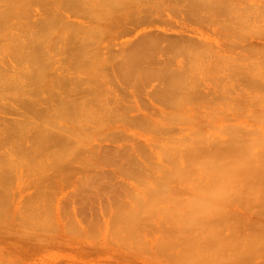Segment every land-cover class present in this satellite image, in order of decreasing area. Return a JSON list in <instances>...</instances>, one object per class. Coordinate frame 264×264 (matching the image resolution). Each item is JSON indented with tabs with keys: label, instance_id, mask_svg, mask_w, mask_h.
Returning a JSON list of instances; mask_svg holds the SVG:
<instances>
[{
	"label": "rangeland",
	"instance_id": "obj_1",
	"mask_svg": "<svg viewBox=\"0 0 264 264\" xmlns=\"http://www.w3.org/2000/svg\"><path fill=\"white\" fill-rule=\"evenodd\" d=\"M238 8L0 0V264H264V38L239 44Z\"/></svg>",
	"mask_w": 264,
	"mask_h": 264
},
{
	"label": "bare ground",
	"instance_id": "obj_2",
	"mask_svg": "<svg viewBox=\"0 0 264 264\" xmlns=\"http://www.w3.org/2000/svg\"><path fill=\"white\" fill-rule=\"evenodd\" d=\"M3 1V0H2ZM62 1V0H61ZM66 1H70V0H66ZM73 1V0H72ZM65 2V1H64ZM203 2H205V1H203ZM203 2H200V3H203ZM207 2V1H206ZM208 2H209V0H208ZM1 3H3V2H1ZM193 4V3H192ZM195 4H197V3H195ZM194 4V5H195ZM207 5V4H206ZM206 5H204L202 8L199 6L198 8V10H202V11H204L205 10V12H207V8L208 7H206ZM2 6H3V4H2ZM187 7H189V6H187ZM195 8H196V6H194ZM194 7H192V8H189L190 9V11H191V9L192 10H194L193 8ZM205 8V9H204ZM223 8V10L222 9H220V11L222 12V13H227V14H230L231 12H230V9H229V7H227V6H223L222 7ZM196 10V9H195ZM194 10V12L197 14L198 13V10H197V12ZM202 11H199V13L200 14H205V12H202ZM245 11L246 12H248V14L247 15H245ZM192 12V11H191ZM202 12V13H201ZM210 12V11H209ZM208 12V13H209ZM238 12H239V15H240V18H241V25L240 26H238V27H236L234 30H233V35H236V34H239V36H241V38H240V40L238 41L239 42V44L240 45H242V43H244L245 41H246V43H249V42H251V43H253V44H258V46L259 47H261L262 48V44H263V42L262 41H260L261 39L263 40V38H264V0H252V2H251V0H239V8H238ZM251 12V13H250ZM195 13H193L192 12V14H195ZM0 14H1V12H0ZM257 22V25H251L250 23H253V22ZM47 23V22H46ZM47 24H49V23H47ZM50 25V24H49ZM224 26H226V24H224ZM231 34V33H230ZM229 34V36L231 37H229L231 40H233V38H232V35H230ZM33 35V34H32ZM40 35V34H39ZM39 35H35V36H32V37H34V39H35V37H38ZM19 36V35H18ZM17 37V36H16ZM16 37L15 38H12V40H13V43H12V41H11V43L12 44H14V40H17V39H19V37H17V39H16ZM23 37V36H22ZM41 37H42V35H41ZM29 38V37H28ZM33 38H31V39H29L30 41L29 42H31V43H29L26 47H29L30 46V44H32V40H34ZM42 39V40H41ZM39 40H41V41H39ZM39 40L37 41V43L39 42H41V44H42V41L44 42V39L43 38H40V36H39ZM231 40H229V41H231ZM17 42V41H16ZM15 42V43H16ZM21 42H23V41H21ZM35 42V41H34ZM69 42V41H68ZM18 43H19V41L16 43V46L18 47V50H19V53H20V49L19 48H22V49H24V47H22L23 45H25V43H23V45L21 46L20 44H22V43H19V45H18ZM38 43V44H39ZM38 44H36V42H35V44H33V48L35 49V47L38 45ZM84 44V43H83ZM253 44H251L252 45V47H253ZM11 45V44H10ZM36 45V46H35ZM43 45V44H42ZM86 45V44H85ZM13 46H15V44L13 45ZM13 46H9V47H13ZM16 46H15V48H16ZM39 46H40V44H39ZM8 47V49H10ZM71 47V46H70ZM14 48V49H15ZM32 47L30 48V50L31 49H33ZM255 48H256V45H255ZM21 49V50H22ZM27 49V48H26ZM25 49V50H26ZM41 49V48H40ZM40 49H39V47L37 46L36 47V51L38 50V53L37 54H35V50H34V52L32 51H30V56L33 58V56L32 55H34V56H36L35 57V59H34V61H38V60H36L37 59V57H38V55H40L39 53H40ZM25 50H22L21 51V56H22V58L24 57L23 55L24 54H26V52H23V51H25ZM42 50V49H41ZM5 52H6V48H5V50H4ZM8 52L9 51H13V48H11L10 50H7ZM15 51V50H14ZM15 52H17V54L15 53ZM14 52V54L17 56V59H19L21 56H19V54H18V51L16 50ZM23 52V53H22ZM9 53H11V52H9ZM13 54V53H12ZM19 56V57H18ZM30 57V58H31ZM40 57V56H39ZM39 57H38V59H39ZM31 58V59H32ZM246 59V58H245ZM2 61L4 60V59H1ZM20 60H22L21 58L18 60V61H20ZM33 60V59H32ZM258 60V59H257ZM257 60L255 59V63H256V65L258 66V62H257ZM5 61V60H4ZM34 61H32L33 62V64H35L34 63ZM1 63V62H0ZM245 62H242L241 64H240V66H239V70H238V72H239V74L238 75H240L239 77L242 79V78H244V77H246V79L248 78V79H251V80H254V81H260L261 79H262V76L261 75H257V74H259L261 71H259V70H255V71H252V73H246V67H248V66H246V65H248V63H245ZM33 64H32V66H31V68H33L34 66H33ZM238 64V63H237ZM242 64H244L243 66H242ZM37 65V64H36ZM38 67V66H37ZM249 67H250V65H249ZM31 68L30 69H28L29 71L31 70ZM252 68V67H251ZM238 69V68H237ZM35 70H37V68L35 69H32V71H34L35 72ZM249 70H251L250 68H249ZM253 70V69H252ZM24 71H26L27 72V69L25 68V70ZM28 71V72H29ZM31 71V73L29 72V74H31V75H33L34 76V72H32ZM39 72V71H38ZM10 73V72H9ZM33 73V74H32ZM37 73V72H36ZM20 74V75H19ZM5 75V74H4ZM7 75V77H8V74H6ZM16 75V74H15ZM15 75H12V73H11V77H14V79H15V81L12 83H10V84H13L14 85V83L16 82V80H17V78H15ZM18 75L19 76H17L18 78L19 77H21V78H19V80L20 79H22V77L24 76L23 75V73H18ZM36 76H37V74H35ZM3 75H1V77H2ZM35 76V77H36ZM6 77V76H5ZM4 77V78H5ZM6 77V78H7ZM10 77V78H11ZM34 77V78H35ZM3 78V77H2ZM3 78V79H4ZM25 78H27L26 76H25ZM25 78H23V80L25 81H27V80H31V79H25ZM37 78V77H36ZM40 78V77H39ZM2 79V80H3ZM7 79H9V78H7ZM7 79H6V81H7ZM61 79V78H60ZM10 81H11V79H10ZM21 81V80H20ZM26 81H25V83H26ZM33 80H31L30 82H32ZM4 82V81H3ZM61 82V81H60ZM5 83H7V82H5ZM9 83V82H8ZM17 83H19L18 81L16 82V84ZM21 83H23V82H21ZM2 84V83H1ZM9 84V85H10ZM16 84H15V86H16ZM9 85H8V88H9ZM19 85V84H18ZM5 86V85H4ZM11 86V85H10ZM14 87V86H13ZM20 87V86H19ZM19 87H16L17 88V90L19 89L20 90V88ZM11 88V87H10ZM16 88H14V89H16ZM12 90V89H11ZM17 90H15V91H17ZM14 91V92H15ZM3 92H4V90H3ZM6 92V91H5ZM4 94H6V93H4ZM8 94H9V91H8ZM14 94V93H13ZM17 94H18V92H17ZM19 94H20V91H19ZM23 95V94H22ZM20 96V95H19Z\"/></svg>",
	"mask_w": 264,
	"mask_h": 264
}]
</instances>
